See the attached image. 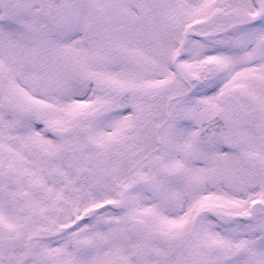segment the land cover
I'll list each match as a JSON object with an SVG mask.
<instances>
[{
  "label": "snow or ice",
  "instance_id": "obj_1",
  "mask_svg": "<svg viewBox=\"0 0 264 264\" xmlns=\"http://www.w3.org/2000/svg\"><path fill=\"white\" fill-rule=\"evenodd\" d=\"M0 264H264V0H0Z\"/></svg>",
  "mask_w": 264,
  "mask_h": 264
}]
</instances>
